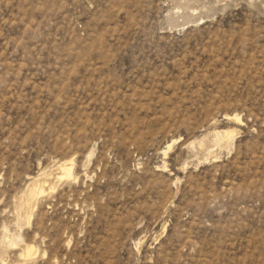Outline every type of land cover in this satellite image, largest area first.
<instances>
[{"label":"rangeland","instance_id":"obj_1","mask_svg":"<svg viewBox=\"0 0 264 264\" xmlns=\"http://www.w3.org/2000/svg\"><path fill=\"white\" fill-rule=\"evenodd\" d=\"M0 264H264V0H0Z\"/></svg>","mask_w":264,"mask_h":264},{"label":"bare ground","instance_id":"obj_2","mask_svg":"<svg viewBox=\"0 0 264 264\" xmlns=\"http://www.w3.org/2000/svg\"><path fill=\"white\" fill-rule=\"evenodd\" d=\"M235 119H237V120H239V118L237 117V116H235L234 117ZM241 120V119H240ZM239 122V121H238ZM235 134V133H234ZM224 135V134H223ZM219 136V135H218ZM221 137V136H220ZM233 139H234V135H233V133H226L225 135H224V137H222V138H220V141L221 142H230V141H233ZM176 142H177V140H176ZM220 142V143H221ZM222 144V143H221ZM232 144H233V142H232ZM171 147H172V144L169 146V148H168V150H171ZM90 156H92V153L90 154ZM59 171H61V173H60V177H59V179L60 180H76V178H75V175H74V161L73 160H71V161H67L66 163L64 162V163H62L61 165H60V167H59ZM45 174V173H44ZM48 175V174H47ZM48 183V182H47ZM42 183H40V181L38 180V181H36L35 180V182H34V185L33 186H31V188H30V191H28V202H24V204L25 203H28L29 205H31L32 203H33V201L34 200H38L39 199V197H41L42 195H44L45 193H46V191H48L47 189H46V187H44V185L46 184H44L43 186L41 185ZM48 185V184H47ZM52 188V187H51ZM53 189V188H52ZM26 195V196H27ZM21 202V201H20ZM24 204H23V206H24ZM28 204H27V207H29L28 206ZM26 207V206H25ZM30 208V207H29ZM28 209V208H27ZM29 210V209H28ZM32 216H29L28 218H29V221L28 222H30L31 221V218ZM12 237V236H11ZM5 238V237H4ZM3 238V239H4ZM7 238V237H6ZM5 238V239H6ZM20 239V238H19ZM8 240V239H7ZM11 240V239H10ZM21 240V239H20ZM3 241V240H2ZM6 241V240H5ZM8 242H9V240H8ZM10 246L12 247H17V246H19V244L17 243V239L15 238V239H12L11 241H10ZM23 253L21 254V258L23 259L24 258V260L26 259V260H29V259H31L32 257H34L36 254H37V250L35 249V247L34 246H32V245H27V246H25V249H23V251H22ZM31 263V262H30Z\"/></svg>","mask_w":264,"mask_h":264}]
</instances>
